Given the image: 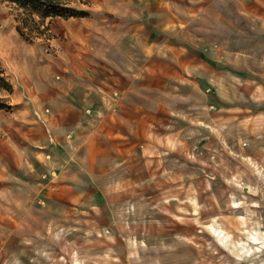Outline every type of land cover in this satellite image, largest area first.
Instances as JSON below:
<instances>
[{
  "label": "rangeland",
  "instance_id": "rangeland-1",
  "mask_svg": "<svg viewBox=\"0 0 264 264\" xmlns=\"http://www.w3.org/2000/svg\"><path fill=\"white\" fill-rule=\"evenodd\" d=\"M167 6L168 0H68L62 16L43 18L0 0V66L12 87L0 89V230L35 236L4 244L0 264H264V106L198 107L187 86L191 101L176 100L183 109L152 127L159 137L147 132L138 139L143 155L133 170L142 179L118 187L110 213L80 212L60 226L24 229L23 199L13 203V193L29 188L8 163L15 169V155L23 159L47 130L43 113L50 109L36 108L35 90L67 94L93 73L139 79L141 69L162 60L146 50V35L166 25L182 47L199 49L210 39L231 44L202 36L201 20L187 21ZM155 10L175 20L157 26ZM185 30L197 33L190 38ZM251 32L240 34L241 46L255 40ZM143 102L154 106L150 92Z\"/></svg>",
  "mask_w": 264,
  "mask_h": 264
},
{
  "label": "crops",
  "instance_id": "crops-1",
  "mask_svg": "<svg viewBox=\"0 0 264 264\" xmlns=\"http://www.w3.org/2000/svg\"><path fill=\"white\" fill-rule=\"evenodd\" d=\"M168 7L184 14L187 21L201 20L202 36L231 38V44H214L210 39L199 49L182 47L175 41L177 31L166 25L146 35V50L162 60L141 69L139 79L137 74L121 81L117 74L102 78L93 73L86 82L73 84L67 94L35 90L36 108L50 109L49 114L43 113L46 133L34 143L36 148L24 150L23 159L15 155L20 162L15 169L8 163L13 178L29 188L17 190L12 198L13 203L23 199L18 210L26 216L24 229L36 223L44 229L60 226L67 216L80 212L110 213L118 187L142 179L133 168L137 155H143L138 139L147 132L159 137L152 127L171 119L168 113L183 109L184 104L176 100L191 101L185 99L183 87L197 95L198 107L217 106L218 110L230 103L229 111L235 112L264 106V0H168ZM152 12L157 26L175 20L170 14L164 18L163 11ZM250 29L255 40L241 46L240 34L252 33ZM182 33L192 38L197 32ZM147 91L154 106L143 102ZM245 100L252 106H241L239 102ZM38 200L44 206L35 207ZM0 231V250L10 240L29 243L35 238L32 232Z\"/></svg>",
  "mask_w": 264,
  "mask_h": 264
},
{
  "label": "trees",
  "instance_id": "trees-1",
  "mask_svg": "<svg viewBox=\"0 0 264 264\" xmlns=\"http://www.w3.org/2000/svg\"><path fill=\"white\" fill-rule=\"evenodd\" d=\"M14 3H17L20 7L24 8L26 12H30V16L33 13H37L41 15L43 18L45 17H54V16H62L63 8L60 6L64 5L65 1L68 0H10ZM3 88L6 91H12V87L9 82L5 79L3 70L0 66V89ZM3 99H0V107H4Z\"/></svg>",
  "mask_w": 264,
  "mask_h": 264
}]
</instances>
